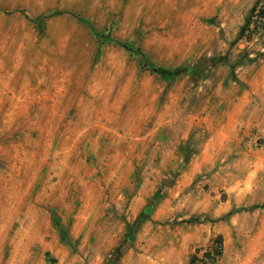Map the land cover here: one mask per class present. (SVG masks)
Listing matches in <instances>:
<instances>
[{
    "label": "rangeland",
    "instance_id": "1",
    "mask_svg": "<svg viewBox=\"0 0 264 264\" xmlns=\"http://www.w3.org/2000/svg\"><path fill=\"white\" fill-rule=\"evenodd\" d=\"M257 3L0 0V264H264Z\"/></svg>",
    "mask_w": 264,
    "mask_h": 264
},
{
    "label": "trees",
    "instance_id": "2",
    "mask_svg": "<svg viewBox=\"0 0 264 264\" xmlns=\"http://www.w3.org/2000/svg\"><path fill=\"white\" fill-rule=\"evenodd\" d=\"M261 6V7H260ZM260 7V10L257 14V19H264V4L262 3H257L255 4L251 11L249 12L246 21L242 28L240 29L238 39H250L252 36L256 34V30L250 31V25L253 23V18L255 17L254 14L257 10V8ZM94 33V36L102 41L105 42H114V40L108 35V34H100V33ZM116 43V42H115ZM126 50L131 51L130 48L127 46H123ZM137 56L140 59L141 66L143 69L146 71H150L156 75H158L162 80H164L167 83H171L174 80H176L183 72V69H161V68H156L154 67L149 60L141 55L140 53L137 52ZM232 213L230 212L228 215H231ZM54 225L56 226L59 236L62 240L66 241L67 240V235H66V230L59 226L57 221H54ZM222 238L219 236L216 239H214L211 244L203 251L201 258L200 259H195L196 262L200 264H215L217 260L221 257L222 255V250H223V245H222ZM197 256V255H196Z\"/></svg>",
    "mask_w": 264,
    "mask_h": 264
},
{
    "label": "built area",
    "instance_id": "3",
    "mask_svg": "<svg viewBox=\"0 0 264 264\" xmlns=\"http://www.w3.org/2000/svg\"><path fill=\"white\" fill-rule=\"evenodd\" d=\"M261 7V6H260ZM260 7L257 8L253 23L250 25V31L256 30V34L252 36L250 39H244L243 41L247 43H255L260 41V53H264V46H262V43H264V19H257V14L260 10Z\"/></svg>",
    "mask_w": 264,
    "mask_h": 264
},
{
    "label": "crops",
    "instance_id": "4",
    "mask_svg": "<svg viewBox=\"0 0 264 264\" xmlns=\"http://www.w3.org/2000/svg\"><path fill=\"white\" fill-rule=\"evenodd\" d=\"M259 79L260 82L258 83V93L260 95L261 90L264 92V64L260 65L259 69ZM223 245H225V241L223 242ZM222 263L225 264L226 260L229 258V254L227 253L226 247L223 246L222 255H221ZM248 264H254V261H250Z\"/></svg>",
    "mask_w": 264,
    "mask_h": 264
}]
</instances>
